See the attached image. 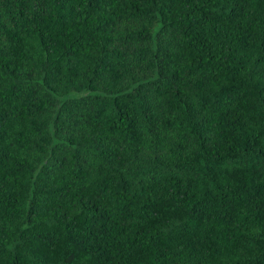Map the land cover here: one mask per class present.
Returning a JSON list of instances; mask_svg holds the SVG:
<instances>
[{
  "label": "trees",
  "instance_id": "trees-1",
  "mask_svg": "<svg viewBox=\"0 0 264 264\" xmlns=\"http://www.w3.org/2000/svg\"><path fill=\"white\" fill-rule=\"evenodd\" d=\"M0 264H264V0H0Z\"/></svg>",
  "mask_w": 264,
  "mask_h": 264
}]
</instances>
